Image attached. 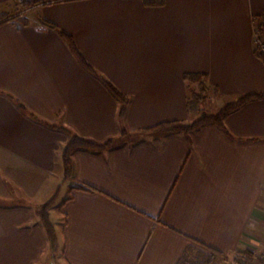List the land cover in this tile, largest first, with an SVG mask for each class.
Returning a JSON list of instances; mask_svg holds the SVG:
<instances>
[{
	"label": "crops",
	"instance_id": "crops-1",
	"mask_svg": "<svg viewBox=\"0 0 264 264\" xmlns=\"http://www.w3.org/2000/svg\"><path fill=\"white\" fill-rule=\"evenodd\" d=\"M0 17V264H178L189 248L228 264L264 251V99L232 113L227 132L145 131L201 116L188 109L187 73L207 74L208 113L264 92V0H0ZM59 31L130 97L124 122ZM10 96L49 124L116 143L76 152L65 181L70 134ZM63 181L52 253L40 212Z\"/></svg>",
	"mask_w": 264,
	"mask_h": 264
},
{
	"label": "trees",
	"instance_id": "trees-1",
	"mask_svg": "<svg viewBox=\"0 0 264 264\" xmlns=\"http://www.w3.org/2000/svg\"><path fill=\"white\" fill-rule=\"evenodd\" d=\"M143 4L147 7H161L164 6L166 0H141ZM0 19H2L0 17ZM45 25L50 26L53 29H57L56 25L48 22L44 19H41ZM27 24V22H25ZM258 30L262 35L264 41V21L260 23ZM61 36L68 43L73 55L77 58L81 66L86 69L90 74L100 79L105 86L108 88L110 93L117 99L120 103L119 109V119L121 122H124L127 116L128 106L130 104V97L122 92L114 83L108 80L104 75H102L85 57L82 51L79 49L74 36L71 34L65 33L63 31H59ZM258 56L264 62V47L258 46L256 49ZM185 80L187 83L197 85V88H192L190 86V94L188 97V109L193 110L198 108L202 111L200 117L195 119L191 123H185L181 121H170L163 122L158 124L157 126L146 129L145 131H153L155 133H165V134H190L202 129L205 126L215 125L225 132H227L226 120L227 118L234 113L235 111L242 108L244 105L251 101L264 99V92H255V93H247L240 96L237 100L226 104L219 111L215 113H208L202 110L203 106H206L207 102L210 100L211 87L208 84V76L204 73H187L185 74ZM11 99L16 103L17 107L26 115H28L31 119L47 125L51 128L58 129L61 131H65L70 134V139L66 143L63 151H62V161L64 168V180H68L73 176L74 173V161L73 157L76 152L81 150H92V151H103L109 148H112L116 143L117 139L110 138L104 142H99L93 139H89L83 136H80L76 133H72L65 126H57L49 124L39 118L35 113L31 112L29 108L21 102L19 99L10 96ZM129 132L126 129L122 130V135L125 136ZM79 189L89 190L90 188L77 187ZM60 192V188L54 194V196L44 205L40 214L41 220L43 222L44 228L46 230L51 252L59 251V239L58 233L55 223L51 219V210L55 206L56 199L58 198ZM214 254H220L216 250L211 249ZM235 259L243 264H251L255 259V255L252 251L247 250L241 254H237ZM214 261V255H207L205 253H200L192 248H189L185 251L182 258L180 259L178 264H212Z\"/></svg>",
	"mask_w": 264,
	"mask_h": 264
},
{
	"label": "rangeland",
	"instance_id": "rangeland-1",
	"mask_svg": "<svg viewBox=\"0 0 264 264\" xmlns=\"http://www.w3.org/2000/svg\"><path fill=\"white\" fill-rule=\"evenodd\" d=\"M204 107H207V106H204ZM68 188L69 187L67 186V184H65V181H63V184L61 183V186H60V191L61 192H59L58 198L56 199L55 206H54L55 208L53 209V213H52V216H51V219H52V221L54 223H57L56 217L58 215L59 209L61 208V203L67 197V193L66 192H67ZM59 221L63 224L64 223V217L60 218V216H59ZM263 255H264V251L261 254L255 256L256 259H254V260H256L257 262L258 261H264V259L262 258ZM216 264H218V263L216 262Z\"/></svg>",
	"mask_w": 264,
	"mask_h": 264
},
{
	"label": "built area",
	"instance_id": "built-area-1",
	"mask_svg": "<svg viewBox=\"0 0 264 264\" xmlns=\"http://www.w3.org/2000/svg\"><path fill=\"white\" fill-rule=\"evenodd\" d=\"M259 25H260V24H258V25L256 26V45H257V47H258V46H262V47H264V41H263L262 35L260 34V32H259V30H258ZM262 258L264 259V255L262 256ZM255 259H256V258H255ZM228 264H243V263L238 262V261L235 259V257H234L232 260H230V262H229ZM251 264H264V261H258V262H257L256 260H254Z\"/></svg>",
	"mask_w": 264,
	"mask_h": 264
}]
</instances>
